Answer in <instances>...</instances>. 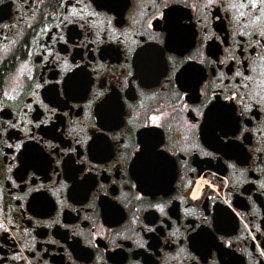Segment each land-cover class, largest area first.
I'll list each match as a JSON object with an SVG mask.
<instances>
[{
	"label": "flooded vegetation",
	"instance_id": "flooded-vegetation-1",
	"mask_svg": "<svg viewBox=\"0 0 264 264\" xmlns=\"http://www.w3.org/2000/svg\"><path fill=\"white\" fill-rule=\"evenodd\" d=\"M0 264H264V0H0Z\"/></svg>",
	"mask_w": 264,
	"mask_h": 264
}]
</instances>
